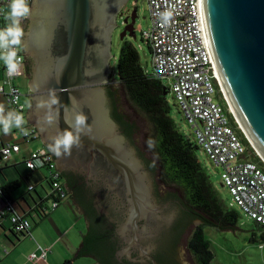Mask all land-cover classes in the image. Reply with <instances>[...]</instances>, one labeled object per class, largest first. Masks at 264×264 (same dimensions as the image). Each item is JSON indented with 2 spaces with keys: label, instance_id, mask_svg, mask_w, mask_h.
I'll use <instances>...</instances> for the list:
<instances>
[{
  "label": "water",
  "instance_id": "95a60500",
  "mask_svg": "<svg viewBox=\"0 0 264 264\" xmlns=\"http://www.w3.org/2000/svg\"><path fill=\"white\" fill-rule=\"evenodd\" d=\"M128 3L32 0L21 43L32 72L26 117L48 149L52 137L75 125L77 114L88 118L79 146L60 157L51 152L88 215L89 231L74 260L187 264L177 246L182 233L210 221L158 185L155 166L137 147L132 125L118 114L113 91L105 86L113 34ZM202 7L227 97L264 162V0H202ZM130 18L122 40L136 38V10ZM50 95L60 103L37 107Z\"/></svg>",
  "mask_w": 264,
  "mask_h": 264
},
{
  "label": "built area",
  "instance_id": "2783aa9c",
  "mask_svg": "<svg viewBox=\"0 0 264 264\" xmlns=\"http://www.w3.org/2000/svg\"><path fill=\"white\" fill-rule=\"evenodd\" d=\"M146 1L152 26L149 31L143 32V40L150 44L152 50L154 76L169 81L167 87L190 126L196 144L222 170V183L232 197L229 207L238 206L249 219L264 226V171L258 163L249 159L248 150L237 132L240 130L248 141L229 104L217 70L202 0ZM31 2L32 0H27L28 6ZM10 3L11 0H0V16L7 15ZM165 10L171 11L173 15L170 22L163 25L159 14ZM23 20L25 18L21 21ZM5 27L0 26V29ZM17 51L23 57L20 74L9 77L5 67L0 94L5 97L9 110L24 116L25 123L22 128L28 134L25 135L21 129L20 134L22 143L30 144L39 141L40 137L33 126L26 124L27 105L16 85V80L24 73L25 57L22 45L18 46ZM219 98L222 99L224 107ZM249 145L252 148L250 143ZM21 147L22 144L7 143L0 151V159L8 161ZM25 164L33 171L44 167L51 171L53 210L56 209L65 194L60 182L61 173L56 169L52 153L45 147L38 148L30 153ZM32 190L34 186L29 187V191ZM10 220L18 233L27 232L31 228L29 220L19 214L11 216ZM47 255L48 249L40 247L39 252L29 256V261L37 264L38 261L46 259Z\"/></svg>",
  "mask_w": 264,
  "mask_h": 264
},
{
  "label": "trees",
  "instance_id": "16d2710c",
  "mask_svg": "<svg viewBox=\"0 0 264 264\" xmlns=\"http://www.w3.org/2000/svg\"><path fill=\"white\" fill-rule=\"evenodd\" d=\"M29 6L31 7V4ZM1 10L2 5H0ZM5 17L6 14L0 16V26L4 27L10 23ZM120 40L121 46L116 78V81L119 83V90L124 94L126 100L148 119L152 126L150 144L154 151L156 162H149L155 166V170L160 168L163 182L182 192L183 205L212 222H202L195 228L191 238L188 240V250L194 257L196 264H212L215 254L211 241L205 235L204 227L209 226L220 231L235 230L240 225V215L238 211L230 208L228 204L218 197L209 176L203 171L198 160L197 152L200 147L196 142L181 134L170 117L167 96L164 95L165 92H170L169 88L164 84L162 79L156 78L154 73L149 74L144 69L138 50L128 36L123 40L120 38ZM147 45L152 53L150 44ZM28 71H30L29 66H27ZM118 114L122 116L124 121L132 125L134 137L138 130L136 124L125 114ZM237 132L250 148L242 132L240 130ZM250 149L252 150V148ZM253 159L264 168V163L255 153ZM60 182L65 194L63 200L71 198V187L68 183H64L62 174ZM48 184L51 190H53L51 178L48 179ZM18 187V183H14L11 189ZM11 189L10 187L0 189L1 203H11L9 198ZM38 212L41 218L46 215L41 207H39ZM255 223L263 229L262 237L264 238V226L257 222ZM21 234L27 233L23 232ZM86 237L87 235L84 236L83 244ZM99 263L101 264V262Z\"/></svg>",
  "mask_w": 264,
  "mask_h": 264
},
{
  "label": "crops",
  "instance_id": "0c3cea01",
  "mask_svg": "<svg viewBox=\"0 0 264 264\" xmlns=\"http://www.w3.org/2000/svg\"><path fill=\"white\" fill-rule=\"evenodd\" d=\"M31 74V68L27 72L26 66L24 75L20 77L26 79L29 98L31 95L29 87ZM4 76L5 65L3 61H0V83ZM0 104L5 106V114L11 111L7 108L5 97L1 94ZM29 106L30 102L27 103V111ZM26 123L33 126L27 117ZM19 131L20 129L13 127L11 132L5 135L2 126H0V151L9 142L22 144L21 150L13 154L8 161L0 159V189L7 187L11 189L14 183L19 185L18 188L10 190L11 203L0 202V264H31L29 256L39 252L40 247L48 249V255L46 259L38 261L37 264H100L92 256L73 259L81 248V246L77 247L78 243L74 240V231L77 229L78 234L82 235V240L85 234L80 226L84 222L83 217L71 198L63 200L53 210L52 190L44 187L45 183L48 184L51 171L46 167L32 171L25 164L32 151L47 147L42 143L41 138L39 141L23 144V139L17 138ZM23 180L27 183L24 193ZM30 186H34L35 189L29 191ZM39 186L42 187L41 190L38 188ZM39 207L45 211L46 215L43 218L39 216ZM15 214L21 215L31 223L27 234L18 233L14 229L10 218Z\"/></svg>",
  "mask_w": 264,
  "mask_h": 264
},
{
  "label": "rangeland",
  "instance_id": "374dc122",
  "mask_svg": "<svg viewBox=\"0 0 264 264\" xmlns=\"http://www.w3.org/2000/svg\"><path fill=\"white\" fill-rule=\"evenodd\" d=\"M136 10V22H135V34L136 38L128 36V38L134 43L135 47L138 50L140 61L144 67V69L149 73H154V67L152 62V53L147 45V43L143 40V32L149 31L152 22L149 15L148 3L146 0H129L127 6H125L120 16L118 17V27L115 29L113 34V46H112V59L110 61V87H114L118 90V94L120 96L119 107L122 109V113L130 118L132 122H134L137 126V132L133 137L137 147L140 149L142 154L146 157L148 161L156 162L154 157V151L151 147L150 137L152 135V126L148 119L141 114L136 108L130 104L124 94L119 90V83L116 81L117 78V62L119 56V50L121 46L120 36L124 30L125 18L126 15L133 13ZM29 21V15L25 18V20L21 21V25L24 26ZM164 84L168 86L169 81L167 79L163 80ZM16 84L23 95V100L25 102H30V98L28 97V86L26 83V79L20 78L16 80ZM22 100V101H23ZM219 98L220 104L224 107V103ZM167 102L170 108V117L175 122L177 129L181 134L190 138L193 142H195L194 135L192 134L191 128L188 123L184 120L183 115L181 114L178 103L175 100V97L171 92L167 94ZM27 103H25L27 105ZM228 119H230L231 125H235L227 115ZM239 134V133H238ZM242 144L247 148L248 154L250 156V160L254 161V152L256 155V151H253L247 145V142L241 137ZM17 138H22L20 131L17 133ZM258 155V154H257ZM198 160L201 164L203 171L209 176L213 189L220 199H222L226 204H232V197L228 192L227 188L223 185L221 175L222 170L214 165L213 162L209 160L203 150L200 148L197 152ZM260 166V164H258ZM263 171L264 168L260 166ZM156 180L160 187L164 185L162 182L161 173L159 170H155ZM24 181V180H23ZM46 185V186H45ZM45 188H50V186L45 183ZM165 186V185H164ZM27 183L24 181L23 193L26 190ZM40 190L41 186L38 187ZM165 189L168 193L175 194L179 201L182 203L183 194L180 190L172 186H165ZM21 191V189H18ZM236 211H238L240 215V225L235 230H227L220 231L215 228L206 226L204 227L205 235L212 243V249L215 254V259L212 264H264V238L262 237L263 229L258 226L254 221L249 219L242 210L234 205L232 207ZM197 225V224H196ZM196 225H193V228H196ZM84 233H86L87 226H85L84 222L80 224ZM79 231V230H78ZM188 229L185 234L181 236V239L177 243L178 248H180L183 252L184 261L187 264H196L194 257L188 250V240L191 238L192 232ZM74 240L78 243L77 247L81 246L82 235L78 234L77 229L74 231ZM73 238V237H72Z\"/></svg>",
  "mask_w": 264,
  "mask_h": 264
},
{
  "label": "clouds",
  "instance_id": "9594fccd",
  "mask_svg": "<svg viewBox=\"0 0 264 264\" xmlns=\"http://www.w3.org/2000/svg\"><path fill=\"white\" fill-rule=\"evenodd\" d=\"M9 8L10 11L5 18L9 20L10 23L5 28L0 29V61H3L6 67V74L9 77H13L20 74V69L23 65V57L18 55L17 49L18 46L21 45L22 38L24 37V28L21 25V20L29 15L30 8L27 0H11ZM159 15L162 24L166 25L170 22L173 13L169 10H165ZM59 103L58 97L50 95L47 101H41L37 107L42 108L47 106L51 109L53 105ZM87 119L88 118L84 114H77L74 126H69L55 137H52L49 150L54 153L56 157H60L62 152L64 154H70L73 146H79L80 144V132L83 126L86 125ZM48 122L51 123L50 117L48 118ZM24 123L25 120L22 114L15 111H8L5 114V106L0 104V126H2L5 135L9 134L13 127L21 129L24 134L27 135V130L22 128Z\"/></svg>",
  "mask_w": 264,
  "mask_h": 264
},
{
  "label": "flooded vegetation",
  "instance_id": "af4514ba",
  "mask_svg": "<svg viewBox=\"0 0 264 264\" xmlns=\"http://www.w3.org/2000/svg\"><path fill=\"white\" fill-rule=\"evenodd\" d=\"M130 16H131V14H128V15H126V18H129V22L128 23H131V18H130ZM125 18V19H126ZM29 22V21H28ZM28 25V23L24 26V28L26 27ZM22 40H23V38H22ZM24 43V42H23ZM24 51V50H23ZM25 56V55H24ZM26 66H29L30 68H31V66H30V59L29 58H27L26 56H25V64H24V67H26ZM109 84H110V80H109V82H107V84L105 85V86H109ZM110 87V86H109ZM111 89H112V91H113V94H114V98H115V105H116V109H117V112L118 113H122V109H121V107H119V101H120V96H119V94H118V90L116 89V88H114L113 86L112 87H110ZM159 170V173H160V168L158 169ZM63 181H64V183H68V185L71 187V199H72V202L77 206V208H78V210H79V212H80V214H81V216L83 217V220H84V223H85V226H87V230H86V233L84 234V236L85 235H87L88 234V231H89V220H88V215H87V212H86V210H85V208L82 206V205H80V204H78L77 202H76V200H75V195H74V192H73V189H72V186H71V184L69 183V181L67 180V178L65 177V176H63ZM163 182V181H162ZM164 183V182H163ZM164 185L166 186V184L164 183ZM162 186V189L166 192V193H168L167 192V190L165 189V186ZM168 186V185H167ZM200 225V224H199ZM198 226V224L196 225V227ZM188 229H190L191 231L190 232H193L194 230H195V228H193V225H191V226H189V227H187L185 230H184V232L182 233V235L183 234H185L186 233V231L188 230ZM83 239H84V237H83ZM83 241V240H82ZM81 244H83V242L81 243Z\"/></svg>",
  "mask_w": 264,
  "mask_h": 264
},
{
  "label": "bare ground",
  "instance_id": "6f19581e",
  "mask_svg": "<svg viewBox=\"0 0 264 264\" xmlns=\"http://www.w3.org/2000/svg\"><path fill=\"white\" fill-rule=\"evenodd\" d=\"M226 96H227V94H226ZM227 98H228V97H227ZM228 101H229V104H230L231 101H230L229 99H228ZM231 104H232V103H231ZM231 104H230V105H231ZM231 108H232L233 112H235L234 109H233V106H232V105H231ZM237 116H238V115H237ZM236 118H237V117H236ZM237 121H238V123H239L241 129H242V130L244 131V133L246 134L247 131H246V129L244 128V126H243L241 120L239 119V117H238ZM247 136H248L249 140L253 143V141L250 139V136L248 135V133H247ZM255 149H256V147H255ZM256 151L258 152L257 149H256Z\"/></svg>",
  "mask_w": 264,
  "mask_h": 264
}]
</instances>
